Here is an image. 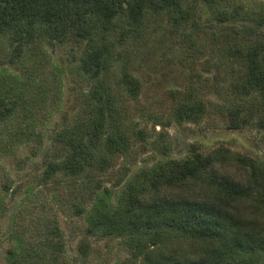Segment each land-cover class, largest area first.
<instances>
[{
  "label": "trees",
  "instance_id": "16d2710c",
  "mask_svg": "<svg viewBox=\"0 0 264 264\" xmlns=\"http://www.w3.org/2000/svg\"><path fill=\"white\" fill-rule=\"evenodd\" d=\"M196 9L194 0H0V63L18 64L32 44L46 41L69 50L89 85L83 115L54 136L43 176L46 183L71 181L73 207L87 220L84 259L95 238L120 242L126 264H264V165L226 147L158 162L124 184L115 203L109 200L124 179L113 178L116 159L133 144L124 96L136 99L142 89L127 62L121 65L129 52L120 47L161 25L187 36ZM235 15L223 11L220 18L224 42L216 66L231 95L221 110L231 129L255 121L264 127V38L227 25ZM257 23L262 27L264 17ZM29 108L22 91L0 87V149L6 137L39 136L22 126ZM208 109L201 100L182 99L174 115L179 123H200ZM58 260L36 252L14 264Z\"/></svg>",
  "mask_w": 264,
  "mask_h": 264
},
{
  "label": "rangeland",
  "instance_id": "374dc122",
  "mask_svg": "<svg viewBox=\"0 0 264 264\" xmlns=\"http://www.w3.org/2000/svg\"><path fill=\"white\" fill-rule=\"evenodd\" d=\"M194 4L197 23L188 25L187 36L161 25L120 47L129 52L121 65L127 62L142 89L136 99L124 96V122L133 144L126 157L116 159L113 178L124 179L109 198L113 203L120 188L141 171L161 161L183 159L193 150L209 154L226 147L264 165V127L255 121L242 129L230 128L227 113L221 110L231 103L228 80L216 66L224 42L219 33L224 25L221 13H237L227 25L240 32L252 29L264 38V25L257 23L264 17V0ZM233 27L226 30L232 36ZM78 64L67 48L46 41L32 44L18 64L0 63V87L12 85L23 92L31 108L22 126L29 124L39 135L24 142L6 137L0 149V264H14L36 252L44 261L54 262L57 256L59 264H126L128 253L120 242L95 238L84 259L79 250L87 220L73 207L71 181L46 183L43 177L54 136L75 126L83 115L89 85ZM182 99L204 102L209 108L204 120L176 121L174 113Z\"/></svg>",
  "mask_w": 264,
  "mask_h": 264
}]
</instances>
